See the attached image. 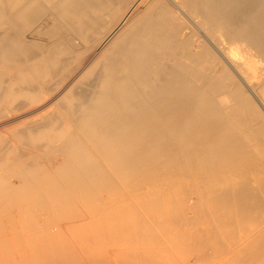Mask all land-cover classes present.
I'll return each mask as SVG.
<instances>
[{"label": "bare ground", "instance_id": "bare-ground-1", "mask_svg": "<svg viewBox=\"0 0 264 264\" xmlns=\"http://www.w3.org/2000/svg\"><path fill=\"white\" fill-rule=\"evenodd\" d=\"M0 264H264V0H0Z\"/></svg>", "mask_w": 264, "mask_h": 264}, {"label": "rangeland", "instance_id": "rangeland-1", "mask_svg": "<svg viewBox=\"0 0 264 264\" xmlns=\"http://www.w3.org/2000/svg\"><path fill=\"white\" fill-rule=\"evenodd\" d=\"M26 38L28 41H33V38L31 37V35L29 33L26 34Z\"/></svg>", "mask_w": 264, "mask_h": 264}]
</instances>
